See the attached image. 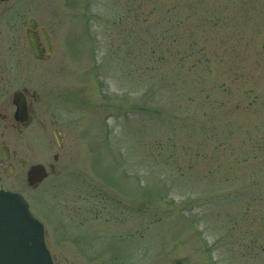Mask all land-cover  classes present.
I'll list each match as a JSON object with an SVG mask.
<instances>
[{"label":"rangeland","instance_id":"obj_1","mask_svg":"<svg viewBox=\"0 0 264 264\" xmlns=\"http://www.w3.org/2000/svg\"><path fill=\"white\" fill-rule=\"evenodd\" d=\"M46 1L55 48L24 80L66 139L18 190L53 252L264 264V0Z\"/></svg>","mask_w":264,"mask_h":264},{"label":"flooded vegetation","instance_id":"obj_2","mask_svg":"<svg viewBox=\"0 0 264 264\" xmlns=\"http://www.w3.org/2000/svg\"><path fill=\"white\" fill-rule=\"evenodd\" d=\"M55 2V17L59 18L60 1ZM46 4V0H0V189L24 195L31 211L32 203L18 190L19 183L37 189L55 175L61 160L58 150L66 139L59 120L54 117L47 120L41 112L40 95L24 80L29 73V51L38 63L44 62L55 48V39L41 20ZM30 37L36 42L39 57L33 51ZM48 149L57 150L52 158ZM39 171L45 176L42 181H38ZM34 216L43 223L52 264H78L73 255L71 259L59 258L53 252L47 243L46 223Z\"/></svg>","mask_w":264,"mask_h":264},{"label":"water","instance_id":"obj_3","mask_svg":"<svg viewBox=\"0 0 264 264\" xmlns=\"http://www.w3.org/2000/svg\"><path fill=\"white\" fill-rule=\"evenodd\" d=\"M49 46V37L45 33ZM31 46L39 57L36 42ZM50 47V46H49ZM38 181L45 177L39 171ZM0 264H52L43 224L33 216L26 199L0 189Z\"/></svg>","mask_w":264,"mask_h":264}]
</instances>
